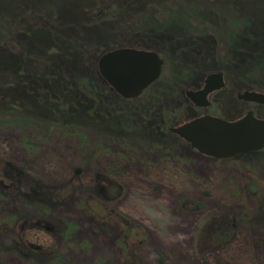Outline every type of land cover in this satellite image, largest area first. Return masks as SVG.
Masks as SVG:
<instances>
[{"label":"rangeland","instance_id":"obj_1","mask_svg":"<svg viewBox=\"0 0 264 264\" xmlns=\"http://www.w3.org/2000/svg\"><path fill=\"white\" fill-rule=\"evenodd\" d=\"M33 24L51 29L49 50L59 48L71 58L63 59L66 68L85 76L73 58L84 52L92 59L98 46L123 38L134 44L144 31H164L175 45L172 56L158 54L160 82L136 103L94 89L101 108L129 118L127 132L81 120L72 131L0 106V264H264V154L200 156L168 131L199 115L184 91L222 72L228 48L249 40L264 47V0H0V42L26 54L27 72L48 74L56 61L26 35ZM245 24L258 30L235 41ZM202 43L208 54L196 53ZM7 58L0 55V84L13 79ZM245 73L264 79L253 66ZM225 85L208 114L264 112L237 98L247 89ZM37 219L53 232L27 230ZM18 235L36 246L26 256L16 248Z\"/></svg>","mask_w":264,"mask_h":264},{"label":"trees","instance_id":"obj_2","mask_svg":"<svg viewBox=\"0 0 264 264\" xmlns=\"http://www.w3.org/2000/svg\"><path fill=\"white\" fill-rule=\"evenodd\" d=\"M108 17L109 15L106 14L101 18V20L108 19ZM254 29L258 30V27L251 24H245L239 30L240 32L236 34V36H234L235 41H238L239 38L240 40H243L244 38H247V40L250 39V37L253 36L252 34H250V32H254ZM50 31L51 29H46L42 26H39L38 24H33V26L26 28V35H28L29 39L34 41L37 46H42L44 50L48 52L50 51L54 56V61H56L55 70H48V74H43V72L39 74H32L29 71L27 72L25 70L26 54L23 51H15V49L9 46L8 43L0 42V55L8 56L6 61L3 62V67L5 70H9L11 73H13V79L11 83L0 84V106L6 108V105H9V107L11 106L12 108H16L19 111L26 112L28 114V117L32 118L33 120L44 122L47 125L59 124L62 128H70L72 129V131H75L74 127H77V125L79 126L78 120H81V125L87 121L94 124L97 123L108 128L109 124L110 126L117 129L116 132H127V127H129L127 125H129L128 123L130 122L129 118H125L123 116L124 113L118 111L110 112L106 109L104 110L99 104L96 103L95 97H93V95H95L94 89H97L100 91H106L104 93H106L110 99L118 97L121 100H124L110 88L106 80L101 78L97 69L98 55H102V53L110 51L114 48L136 47L140 49L156 51L159 55L167 54L172 56V45H175L173 39H171V37L167 36L166 34L164 35V31L154 33L144 31V33L142 32L140 34H137L138 39L134 44H130L126 38H123L119 40L118 46H98L97 50L99 54L92 59L84 52H82L83 54L78 57L79 60L76 58V56L73 59L76 60V63L80 67L82 66L83 69L87 70V75L85 76L84 70L78 69V71L76 68L73 69V65L71 69L66 68L65 63H63V59L69 60L71 58L64 56V53H62L59 48L57 50H49L50 48H52L51 44L54 42L52 39L53 36ZM263 38L264 37L259 38L262 43H264ZM205 39L208 38H199L200 41L203 40V43H205ZM203 43L201 45V48L202 50H204L202 51L198 48V50H195L198 51L196 52L197 54H200L201 52H203V54L209 53V50L206 49ZM209 43L210 52L215 54L214 50L216 49L217 42L210 34ZM262 46L263 45H261V47ZM261 47H257L256 44H251V41L249 40V43L245 46L240 47V49L228 48L231 54V59L224 62V64H221V67H219V70L221 69V71L225 75V82H227V87L230 86V90L228 91L231 92L245 88L247 90H256L264 93V79H259V76L254 77V75H252L253 73H245L247 67L251 68L252 66L256 70H264V47ZM64 71H67L68 73L66 76L64 74ZM74 71L80 74V78L76 77L75 79ZM238 75L240 76V79ZM260 75L263 76L264 73ZM234 77H236V79L238 80H236ZM160 78L157 80V82L150 85L148 89H146V91L151 88H155L157 84H159ZM175 85L176 84H174V86ZM146 91L136 99H125L124 101L136 103V101H138L146 93ZM55 97H57L58 99H55ZM61 98H66V103H64V101L58 102V100H61ZM218 99L222 98L216 96L215 100L218 101ZM186 100L188 106H192L187 98ZM241 102H244L246 105H256L260 109H264V105L255 103L252 104L245 101ZM69 104H71V106ZM64 105L67 107V109H63ZM248 109L251 108L249 107ZM253 113L261 118H264V112H260L254 109ZM225 118L233 120L237 117L233 116L232 118ZM162 125L164 127L165 123ZM130 126H132V124ZM175 137L180 139L176 135ZM184 143L189 147V149H191L187 142L184 141ZM198 154L202 156L200 153ZM256 154H264V149L257 150L256 152H246L245 154L236 155L235 157L237 159L245 160L249 159L250 157L256 156ZM252 186V184H249L248 188L250 189ZM259 208L261 210H264V202L259 205ZM26 229L29 231L37 230L39 232H53L51 225L44 219L35 220V222L29 224V228L27 227ZM226 235L227 234H225L224 232L219 236V239L224 240L226 238ZM15 244L18 251L24 256H26V254L29 253L30 250L32 251V249L36 248L35 244L23 241L21 235L17 236Z\"/></svg>","mask_w":264,"mask_h":264},{"label":"water","instance_id":"obj_3","mask_svg":"<svg viewBox=\"0 0 264 264\" xmlns=\"http://www.w3.org/2000/svg\"><path fill=\"white\" fill-rule=\"evenodd\" d=\"M162 65L163 60L156 51L123 47L102 53L97 69L101 78L122 99H136L160 78ZM224 86L222 72H210L200 90L189 89L185 91V96L196 107L207 106V95ZM237 98L264 105V93L259 91L243 90L237 94ZM168 130L200 154L212 158H232L264 149V119L254 115L251 110L233 121L202 115Z\"/></svg>","mask_w":264,"mask_h":264},{"label":"flooded vegetation","instance_id":"obj_4","mask_svg":"<svg viewBox=\"0 0 264 264\" xmlns=\"http://www.w3.org/2000/svg\"><path fill=\"white\" fill-rule=\"evenodd\" d=\"M203 82H204V78L202 79V81L199 83V86H195V87H193V88H191L192 90H194V91H197V90H200L202 87H203ZM218 91H212V92H210L207 96V98H208V101H209V104L207 105V106H200V107H196L193 103H191L192 104V106L193 107H195L198 111L200 110V113H199V115L197 114H192L191 116H190V118H188V119H186V121H190V119H193V118H196V117H201L202 115H210V114H208L207 112H206V110L209 108V106L211 105V102L212 101H214V99H213V97H214V93H217ZM203 109V110H202ZM202 110V111H201ZM212 115V114H211ZM210 115V116H211ZM213 116H217V115H213ZM218 117H221L222 118V116H218ZM224 118V117H223ZM230 120V119H229ZM186 121H184V122H186ZM181 123H183V122H181ZM180 123V124H181ZM179 124V125H180Z\"/></svg>","mask_w":264,"mask_h":264}]
</instances>
